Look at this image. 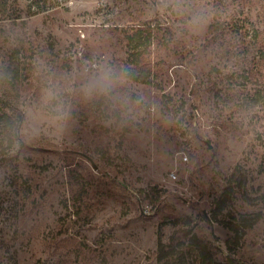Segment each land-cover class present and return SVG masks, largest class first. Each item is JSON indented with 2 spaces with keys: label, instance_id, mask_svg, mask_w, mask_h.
I'll list each match as a JSON object with an SVG mask.
<instances>
[{
  "label": "rangeland",
  "instance_id": "obj_1",
  "mask_svg": "<svg viewBox=\"0 0 264 264\" xmlns=\"http://www.w3.org/2000/svg\"><path fill=\"white\" fill-rule=\"evenodd\" d=\"M32 1L0 0V61L22 67L0 94L24 113L0 161V264H200L198 239L264 264V0ZM139 27L155 38L132 62ZM97 63L126 78L89 97Z\"/></svg>",
  "mask_w": 264,
  "mask_h": 264
},
{
  "label": "trees",
  "instance_id": "obj_2",
  "mask_svg": "<svg viewBox=\"0 0 264 264\" xmlns=\"http://www.w3.org/2000/svg\"><path fill=\"white\" fill-rule=\"evenodd\" d=\"M37 6L40 8V3L36 0L32 1L31 7ZM241 28L243 26L241 25ZM261 33L259 29L253 28L252 38L254 41L259 40ZM155 34L151 27L148 29L139 27L132 34H127V44L131 50L132 62H136L146 52L148 47L152 44ZM264 57V53L260 54V58ZM21 65L19 59L16 58V63L10 62L6 65L4 61H0V85L6 84L11 89L15 88L21 79ZM134 80H144L143 77L135 71L131 73ZM259 93V92H258ZM261 100V95L256 94L253 101L258 103ZM24 121L23 111L15 105L11 100L7 91L0 94V161L5 156L7 158L10 152L15 149L17 142L23 141L20 137V128ZM224 226L234 232L235 237L239 234L237 225H228L223 223ZM190 232V231H189ZM232 240V239H231ZM197 249L199 251L200 264H243L235 259L231 254H228L225 260H219L208 243L202 240H197ZM179 249V243L174 236L171 237L169 243L160 242L157 248V258L160 262H167V260L175 259Z\"/></svg>",
  "mask_w": 264,
  "mask_h": 264
},
{
  "label": "clouds",
  "instance_id": "obj_3",
  "mask_svg": "<svg viewBox=\"0 0 264 264\" xmlns=\"http://www.w3.org/2000/svg\"><path fill=\"white\" fill-rule=\"evenodd\" d=\"M199 16L193 15L191 23H199ZM86 79L81 85V90L86 96L96 94H110L117 87L124 84L126 73L119 71L106 63H97L91 68L85 69ZM55 94L51 90H45V99H53ZM57 111H60L59 109ZM63 118V114L60 117Z\"/></svg>",
  "mask_w": 264,
  "mask_h": 264
},
{
  "label": "built area",
  "instance_id": "obj_4",
  "mask_svg": "<svg viewBox=\"0 0 264 264\" xmlns=\"http://www.w3.org/2000/svg\"><path fill=\"white\" fill-rule=\"evenodd\" d=\"M184 160H185V161H188V157H187V156H185V157H184ZM170 175H171L173 178H176V177H177V173H176V171H175V170H174V171H172Z\"/></svg>",
  "mask_w": 264,
  "mask_h": 264
}]
</instances>
